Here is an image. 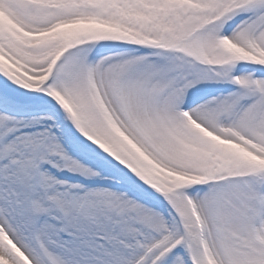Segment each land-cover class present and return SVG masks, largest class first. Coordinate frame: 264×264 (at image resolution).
<instances>
[{
  "label": "snow or ice",
  "instance_id": "1",
  "mask_svg": "<svg viewBox=\"0 0 264 264\" xmlns=\"http://www.w3.org/2000/svg\"><path fill=\"white\" fill-rule=\"evenodd\" d=\"M0 264H264V0H0Z\"/></svg>",
  "mask_w": 264,
  "mask_h": 264
}]
</instances>
